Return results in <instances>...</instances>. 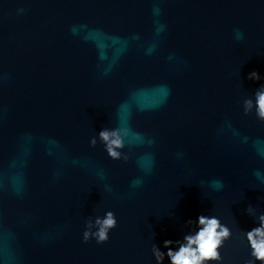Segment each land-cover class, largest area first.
<instances>
[{"label": "water", "instance_id": "water-1", "mask_svg": "<svg viewBox=\"0 0 264 264\" xmlns=\"http://www.w3.org/2000/svg\"><path fill=\"white\" fill-rule=\"evenodd\" d=\"M0 264H264V0H0Z\"/></svg>", "mask_w": 264, "mask_h": 264}]
</instances>
